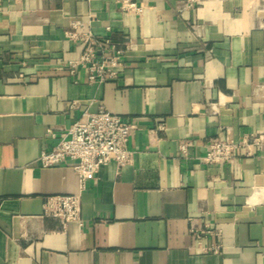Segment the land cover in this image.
<instances>
[{
    "label": "crops",
    "instance_id": "obj_1",
    "mask_svg": "<svg viewBox=\"0 0 264 264\" xmlns=\"http://www.w3.org/2000/svg\"><path fill=\"white\" fill-rule=\"evenodd\" d=\"M77 20L124 50L118 79L71 72ZM102 107L135 155L81 190L39 155ZM220 135L240 148L208 164ZM78 192L81 222L43 216ZM0 264H264V0H0Z\"/></svg>",
    "mask_w": 264,
    "mask_h": 264
},
{
    "label": "built area",
    "instance_id": "obj_2",
    "mask_svg": "<svg viewBox=\"0 0 264 264\" xmlns=\"http://www.w3.org/2000/svg\"><path fill=\"white\" fill-rule=\"evenodd\" d=\"M65 36L84 46L79 59L70 61L71 72L83 65L88 68L90 81L105 82L119 78L124 65V50L118 48L110 37L96 36L90 24L80 20L72 23ZM134 127L133 123L103 107L96 112L86 113L57 137V143L51 150L41 151L40 166L50 168L71 162L82 190L103 166L115 162L118 167H123L132 162L135 151L129 147V141ZM163 128V125L159 127ZM51 134L56 137L54 132L51 131ZM189 145L188 141L180 144L182 155L187 154ZM239 148L240 145L227 136H217L208 145L205 161L208 164L228 163ZM81 211L79 192L49 195L43 203V216L57 220L63 228L70 222H81ZM192 232L199 237L219 235V230L209 224H205L204 228L193 227ZM211 249L217 251L219 246Z\"/></svg>",
    "mask_w": 264,
    "mask_h": 264
}]
</instances>
